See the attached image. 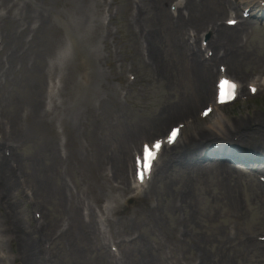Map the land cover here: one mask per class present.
Returning a JSON list of instances; mask_svg holds the SVG:
<instances>
[{
	"label": "rangeland",
	"instance_id": "rangeland-1",
	"mask_svg": "<svg viewBox=\"0 0 264 264\" xmlns=\"http://www.w3.org/2000/svg\"><path fill=\"white\" fill-rule=\"evenodd\" d=\"M17 0H7L5 7H9L12 2ZM39 5L48 1L50 4L49 10L53 19L61 25L66 27V20L75 15V10L61 6V0H36ZM107 0H102V2ZM207 0L202 1V6L205 5ZM100 3V0H97ZM111 6L119 11L116 17V22L109 28L110 33L114 36L113 40L123 48V54L118 60H115L113 65V75L120 77L119 82H115V88L109 80L101 79V77L93 73L91 65L87 64V56L85 52L77 53V63H73L76 70L60 80V90L58 92V99L62 103L61 106L69 108L70 113L77 118V125L75 128L66 127L65 117L63 112H59L61 124L64 127V136L66 145L64 149L68 154V158L61 166V176L70 179L76 185L79 193L82 190L85 194L90 193L97 187L103 184L105 179V169L112 165L109 158L113 154V142L117 135H131L138 128L147 126L155 116V112L162 106L164 100L168 96H174L177 91L178 95L187 92L183 85H178L170 91H167V84L163 79L161 68L158 69V81L154 78L157 77L153 69L144 64L140 55V46L138 44V36L134 33L133 25L128 27V10L125 7L123 0H110ZM146 4V3H145ZM201 9V8H199ZM60 11V13H58ZM82 14L86 15L87 11L82 10ZM165 15V14H164ZM9 16V12L8 15ZM63 18H62V17ZM168 25L173 29L171 22L167 15H165ZM99 20L106 22V16L102 15L99 11ZM122 21L123 27L127 30H121L115 27ZM142 21L145 28L156 31L160 34V43L164 45L167 43L170 32L166 22H162L155 14L154 5H146L142 10ZM93 21L87 26V30L92 28ZM10 28V21L6 20L0 23V31L4 33ZM174 31V29H173ZM66 36V33H65ZM154 34L150 31L149 38L151 39ZM174 36L176 33L174 32ZM249 50L259 58L264 56V30H257L256 35L250 40ZM37 49L35 50V52ZM5 52V51H4ZM7 52V49H6ZM60 53L59 47H53L49 60L54 61L55 56ZM44 53H36L34 66L25 68L23 71L13 74L11 73L7 79V85L0 82V114L6 117L13 112H21L27 109L26 103L35 97L34 90L38 88L39 97H42L46 91L47 84L50 82L53 75L60 70L64 65L57 63L55 66L45 67ZM60 55L59 57H61ZM102 65V64H101ZM133 65L134 68L131 73H135L136 80L132 85L125 81V74L128 72L127 66ZM137 65V67H136ZM109 75V68L102 65ZM141 67V68H139ZM20 69V66L14 68ZM122 71V72H121ZM189 79V76H188ZM93 84L92 86H89ZM105 86V87H104ZM189 89V88H188ZM120 91H125L127 98L121 97ZM72 93V94H70ZM6 96V100L4 97ZM60 106V107H61ZM243 107H251L255 109L254 113H260L259 104L245 105ZM197 107L193 110V114L199 109ZM60 109V108H59ZM257 109V111H256ZM240 110V108L229 109L226 112ZM264 114V112H263ZM244 118H246L244 116ZM148 127V126H147ZM145 127V128H147ZM144 129V128H143ZM124 137V138H125ZM57 139L51 134L46 125L42 127L33 128L29 133V138L18 144L20 148L16 150L17 159L22 167V170L29 181L34 180L38 174L43 171L45 165L54 163V157L49 151L48 143H52ZM87 141V144L84 143ZM122 140V139H121ZM207 178L212 181L211 184L217 188V183L213 181L214 175L205 173ZM235 180L241 181V184H235L233 194L229 200H225L217 196L221 188L214 190L212 187L195 189L193 191L194 197L188 202V213L190 215L189 222L182 224L180 227L186 229L190 237L187 240L196 241L199 247H192V250L185 251L188 246L187 242H183V249H177V252L182 256L179 257V263H190L193 259H201L202 263L208 262L212 264H264V250L261 245L257 246L253 241L247 242V237L256 241L254 236L264 231V205L260 204V197L257 192L250 191L251 180L246 174H239L236 171L234 174ZM156 190L164 191L165 185L162 183V178L157 177ZM28 184H30L28 182ZM31 185V184H30ZM179 181L176 183L175 190L169 192L178 193L182 187H178ZM216 192V194H215ZM164 194L162 198H164ZM39 202V199H38ZM50 212V219L60 223L64 219V213L67 212L65 204L52 202L48 207ZM169 216L172 219L180 220L179 216L173 211L169 210ZM26 216V214H25ZM187 216V215H186ZM27 217V216H26ZM234 225L236 230V237L230 239L227 233L226 242L223 243L221 238L224 237L227 226ZM130 225L119 224L116 226L115 235L120 238L126 237L127 228ZM196 231L198 235L196 237ZM134 233L143 234V229L135 227ZM150 237L146 244L156 247V244H168L167 239L170 236V228L167 225L156 227L148 231ZM196 237V239H192ZM138 242L121 247L123 258L125 260L121 263L114 262V264H128L131 256L126 253V248H133ZM142 244L140 246H144ZM64 245L61 244V247ZM236 247V250L233 248ZM205 249V252L202 251ZM70 253L62 252L59 258V264H110L109 258L99 253H93L91 257L70 256ZM158 257V255H154ZM103 259H102V258ZM148 264L152 260V254L142 253L131 258V263L135 264ZM167 264H178L175 262L173 255L163 256ZM154 260L152 264H156Z\"/></svg>",
	"mask_w": 264,
	"mask_h": 264
},
{
	"label": "bare ground",
	"instance_id": "bare-ground-1",
	"mask_svg": "<svg viewBox=\"0 0 264 264\" xmlns=\"http://www.w3.org/2000/svg\"><path fill=\"white\" fill-rule=\"evenodd\" d=\"M23 6L29 7V9L23 10V8L20 5H17V8H16L17 19L15 23V29H14L13 34L10 36L12 40H18L19 42L20 40H19L18 31L24 26H25V29H28L31 26V23H26V20L28 17L32 16V20H38L39 18V20L37 21V23L39 24V27L36 29L35 31L36 33L39 30H41V28L45 24V16L43 15V12L40 11L37 13L36 7L32 8V6H28L24 2H23ZM203 23L204 22L199 23V24L201 25ZM41 25L42 27H40ZM49 30L53 33L56 32V30H53V28H49ZM217 30L219 31L218 38L223 39V40L225 39L229 40L232 44H235L237 32H234L233 29H227L224 27L217 28ZM19 55H21V57H24V55L21 54V51L17 50L15 46H13L11 57L15 59ZM183 56H184V59L186 60L185 62L188 63L187 65L190 67L192 72L196 74V75H191V80L198 84L197 92L194 93L196 94L194 101H198V102L206 101L210 95V88L208 86V74L209 73L205 71L202 65H199L193 57H190L188 55L187 50L183 49ZM230 63H231L229 64L230 67L236 68L238 61L232 60ZM34 104H37V103H34ZM38 112H39L38 107L36 109L34 108V111H30L32 115V121L36 120L37 118L36 113ZM180 112H184V111H180ZM171 116H172V113L167 114L160 122L157 123V125L153 128V130L161 129V127L163 126V123L167 120L168 117H171ZM256 119L257 118L255 117V120ZM27 120H28L27 122H29V119ZM15 125H19V122H16ZM205 133H206L205 131L201 132V134H205ZM13 135H15L14 132H13ZM192 142H193L192 140H187L186 143H183V147L184 148L190 147ZM194 146H198V145L195 144ZM7 150L9 149L7 148ZM167 161H169V158H167ZM123 162H125L124 158L119 163V166L116 171V177H117V180H119V183H121V185L123 186V188H126L127 187L126 185L127 184V175H126L127 168H126V163H123ZM0 167H1V170L4 172L3 179L1 180V184H6L7 186H9V191L5 193L4 196L5 198H10L18 191V186H17L15 179L12 177L10 173L7 163L4 161V158L1 155H0ZM44 178H45V181L43 182L42 186L45 184V182H47V180H49L46 174L44 175ZM221 186L224 187V184L222 182H221ZM76 214H78L77 211H75V215ZM18 215H20V213H18ZM75 223L76 225L81 227L82 232L88 238L90 237V235H94V228L91 223L85 224L82 222V220L81 221L76 220ZM25 229H26V232H29V237L28 239H25L23 243H21L20 255L25 257L29 261L30 264H43L41 260L42 258L39 257V254H40L39 245L37 243V240L34 237V231L31 229L30 226H27ZM84 237L85 236L81 235V238H84ZM91 248H92V245L88 243L87 250H90Z\"/></svg>",
	"mask_w": 264,
	"mask_h": 264
},
{
	"label": "snow or ice",
	"instance_id": "snow-or-ice-1",
	"mask_svg": "<svg viewBox=\"0 0 264 264\" xmlns=\"http://www.w3.org/2000/svg\"><path fill=\"white\" fill-rule=\"evenodd\" d=\"M172 135H173V136H175V135H176V133H175V132H173V133H172ZM170 142H171V141H170ZM156 147H157V148H159V145H156ZM150 158H151V157H150Z\"/></svg>",
	"mask_w": 264,
	"mask_h": 264
}]
</instances>
